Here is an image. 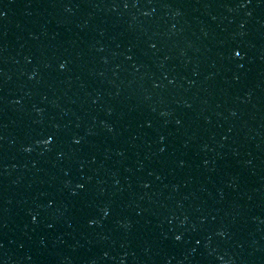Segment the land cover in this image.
<instances>
[{"label": "water", "instance_id": "water-1", "mask_svg": "<svg viewBox=\"0 0 264 264\" xmlns=\"http://www.w3.org/2000/svg\"><path fill=\"white\" fill-rule=\"evenodd\" d=\"M0 264H264V0H0Z\"/></svg>", "mask_w": 264, "mask_h": 264}]
</instances>
